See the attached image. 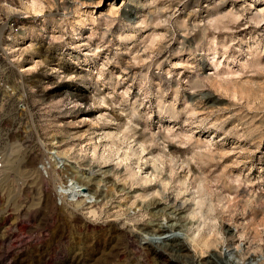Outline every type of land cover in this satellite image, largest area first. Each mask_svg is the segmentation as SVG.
Here are the masks:
<instances>
[{
    "label": "rangeland",
    "instance_id": "rangeland-1",
    "mask_svg": "<svg viewBox=\"0 0 264 264\" xmlns=\"http://www.w3.org/2000/svg\"><path fill=\"white\" fill-rule=\"evenodd\" d=\"M0 72V264H264V0H0Z\"/></svg>",
    "mask_w": 264,
    "mask_h": 264
},
{
    "label": "bare ground",
    "instance_id": "bare-ground-1",
    "mask_svg": "<svg viewBox=\"0 0 264 264\" xmlns=\"http://www.w3.org/2000/svg\"><path fill=\"white\" fill-rule=\"evenodd\" d=\"M30 11H33V12L36 11L34 4H32V6L30 8ZM58 155H59L58 156V160L63 164L64 163V157H65L66 154H63V156H60V154H58ZM69 185H70L69 187L68 186L67 187L66 186H64V187L61 186L60 190L65 191V192L69 191V190H72L73 191L72 195H76V193L79 192V185H77V183H75L73 181H71ZM75 191H76V193H74Z\"/></svg>",
    "mask_w": 264,
    "mask_h": 264
},
{
    "label": "built area",
    "instance_id": "built-area-1",
    "mask_svg": "<svg viewBox=\"0 0 264 264\" xmlns=\"http://www.w3.org/2000/svg\"><path fill=\"white\" fill-rule=\"evenodd\" d=\"M8 27H9V29H10V32H12V33H15V32H18L19 31V25L18 24H15L14 22H12V23H10L9 25H8ZM2 76H1V72H0V85H2V83H1V78ZM3 167H4V160H3V156H2V154H0V172H1V170L3 169Z\"/></svg>",
    "mask_w": 264,
    "mask_h": 264
}]
</instances>
